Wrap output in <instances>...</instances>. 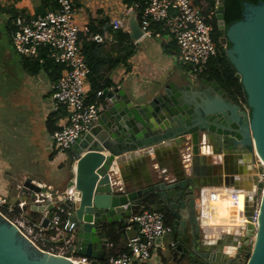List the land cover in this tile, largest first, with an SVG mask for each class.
<instances>
[{
	"label": "water",
	"instance_id": "95a60500",
	"mask_svg": "<svg viewBox=\"0 0 264 264\" xmlns=\"http://www.w3.org/2000/svg\"><path fill=\"white\" fill-rule=\"evenodd\" d=\"M223 12V0H216L219 30L224 29ZM125 17L129 38L138 40L143 31L137 10ZM228 41L231 46L224 53L247 94L250 111L232 100L217 81L206 78L192 83L181 76L180 84L166 79L141 92L118 85L103 90L99 118L65 153L70 179L65 187L71 186L74 178L80 193L69 216L74 242L68 249L75 256L86 257L91 264H104L110 229L115 225L124 227L142 207L151 205L169 217L173 243L169 250L186 255L188 264H264V183L258 180V171L249 194V199L254 194L261 195L259 226L251 253L242 254L252 234L250 223L244 235L221 234V247L200 252L197 195L216 179L205 178L201 170L206 167L202 146L216 143L229 149L240 148L250 160H264V1L244 3L242 18L229 25L225 36L219 38L222 46ZM192 85L202 89L203 101L190 91ZM169 142L189 151L188 169L180 176L162 172L144 182L129 183L109 175L115 157L125 153L136 156L135 151L143 149L156 152ZM122 161L116 160L118 168ZM206 174L212 176L213 171ZM218 175V180L227 185L234 180L233 172L228 170ZM21 188L31 203L28 209L39 213L42 226H46L48 212L55 204L46 198L39 202L38 196L44 198L53 190L33 177H26ZM62 197L61 193L57 195L59 200ZM244 214L248 221L252 220L251 210L246 208ZM238 242L243 243L239 246ZM62 243L63 239L50 242ZM228 247L234 248L233 254L226 252ZM0 264L80 263L37 248L14 225L0 218Z\"/></svg>",
	"mask_w": 264,
	"mask_h": 264
},
{
	"label": "crops",
	"instance_id": "0c3cea01",
	"mask_svg": "<svg viewBox=\"0 0 264 264\" xmlns=\"http://www.w3.org/2000/svg\"><path fill=\"white\" fill-rule=\"evenodd\" d=\"M73 2L78 25H88L90 30L94 29L91 33H111L113 38L111 42L97 43L100 50L94 55L98 56L96 60L99 68L89 78L90 93L93 91L92 80L96 81V85L111 80L112 86L141 92L166 79L180 84L178 79L181 76H186L192 83L204 78L199 76L192 79L189 76L188 66L177 59L174 40L160 27L157 35L141 36L136 41L119 32H111L110 18L129 6L123 0ZM50 7V0H0V195L13 201H24L27 208L24 215L34 220H39L41 215L28 209L31 203L22 192L23 180L33 177L50 190L58 192L65 188L69 180L65 154L52 150L49 141L48 120H53V126L57 128L64 112L54 118L51 93L56 80L50 75L55 74L53 69L47 67L48 60H51L47 50L43 49L29 62L24 60L13 49L12 32L21 21ZM80 45L82 48L81 40ZM190 91L203 101L201 88L192 85ZM163 144L156 152L143 149L135 151L136 156L125 153L115 157L108 169L109 175L129 183L144 182L148 177L162 172H167L171 177L180 176L188 169L186 155L189 151L179 149L175 143ZM202 151L206 154V167L201 168L205 172L204 177L216 179L202 187L204 196L196 200L198 222L203 210L210 214L205 218L209 217L211 225L225 226L224 229L211 230L199 223L200 245L209 246L218 234L244 235L246 225H242V218V223L234 224L232 229L231 223L221 225L217 216H210L218 205H221V213L226 211L240 217L246 208L251 210L252 199H249V194L254 189L253 178L259 168L257 157L250 160L240 148L229 149L214 143L202 146ZM119 158L123 161L118 168L116 160ZM208 170L213 171L212 176H207ZM226 170L233 172L234 180L232 183L229 181V185L218 180V176H221L218 174L224 175ZM128 226L130 222L124 227L115 225L111 228L120 234L119 244H123L133 234V229ZM226 226L231 229L226 230ZM170 241L171 234L168 233L162 239L163 246L158 247L146 264H181L170 257ZM165 260L167 262L164 263Z\"/></svg>",
	"mask_w": 264,
	"mask_h": 264
},
{
	"label": "built area",
	"instance_id": "2783aa9c",
	"mask_svg": "<svg viewBox=\"0 0 264 264\" xmlns=\"http://www.w3.org/2000/svg\"><path fill=\"white\" fill-rule=\"evenodd\" d=\"M216 2V1H215ZM52 7L36 16L25 19L16 25L12 32V46L22 58L35 59L43 50L55 64L60 65L59 77L52 85V106L54 112L63 110L61 124L49 133L52 150L65 154L71 145L83 136L99 118L102 110V90H98L94 98L88 101L89 76L91 69L86 61L80 45V33L89 34V40L95 43L111 42L112 34L91 33L88 25H78L75 19V5L73 0H50ZM137 5H129L123 12L116 13L110 18V31L128 34L126 15L131 13ZM215 16V8L203 14L191 7L189 0H147L137 17L142 36L152 37L158 34V27L165 30L174 40L177 49V59L189 68L192 79L204 74L208 61L217 53L212 40V25L210 20ZM189 157V154L186 155ZM258 180L264 183V165L257 160ZM70 180V179H69ZM72 185L61 191H52L43 199L54 201V208L48 212V223L42 226L41 218L34 220L24 215L26 204L22 200L13 201L0 195V218L16 227L18 232L29 242L41 250L61 255L71 262L91 264L86 257L75 256L68 249L74 242L73 223L69 216L72 208L80 198ZM62 199H57L58 194ZM204 191L200 190L197 199L203 198ZM203 201V199L201 200ZM261 195L254 194L252 198L251 217L248 221L242 214V225L250 223L252 234L247 238L244 256L251 253L259 226V204ZM27 209V208H26ZM207 212L201 210L199 220L203 226L212 229H224L225 226L211 225ZM133 234L128 236L117 254L109 250V241L104 264H146L158 247L163 246L162 239L171 232V227L165 224V216L161 210L148 205L142 207L130 219ZM229 226V225H228ZM226 226V230L231 228ZM234 226L232 225V229ZM244 231L246 232V226ZM244 232V234H245ZM63 239L62 244H50ZM243 242H239L240 246ZM170 241L168 246H172ZM49 246V249L46 247ZM247 259V258H246Z\"/></svg>",
	"mask_w": 264,
	"mask_h": 264
},
{
	"label": "trees",
	"instance_id": "16d2710c",
	"mask_svg": "<svg viewBox=\"0 0 264 264\" xmlns=\"http://www.w3.org/2000/svg\"><path fill=\"white\" fill-rule=\"evenodd\" d=\"M216 0H189L191 7L200 10L203 14L209 13L212 9L215 8ZM264 0H223L224 12H223V20H224V29L219 30L217 28L215 16L210 20L212 25V40L216 46L217 53L214 57H212L207 64V69L201 77L215 80L217 81L228 93V96L232 98L237 103H241L246 105V107L251 110L250 107L247 106L246 97L247 94L243 89L240 81L235 78V68L229 61L228 57L224 53V49L229 48L231 43L228 41L225 46H222L219 43V38L225 35V30L229 25L233 22L238 21L243 16L244 11V3L257 4ZM127 5H137V17L139 16L142 8L144 7L147 0H123ZM52 7V5H51ZM92 32L94 29H91ZM90 30V32H91ZM121 34V33H120ZM128 38V34H123ZM80 40L82 41V52L86 58V61L91 69V73L89 78L91 79L99 68L98 56H95V52H99L100 46L95 42H90L89 34L80 33ZM98 54V53H97ZM95 56V57H94ZM26 61H31V59L24 58ZM48 60V59H47ZM27 64V62H26ZM47 67L53 69V73H50L53 80H56L59 77L61 67L58 64H55L52 60H48ZM47 69V68H46ZM91 82V80H90ZM96 82V81H95ZM94 80H92L91 87L93 88L92 93L89 92L88 101H91L94 98L95 93L98 90H104L107 87L112 86L111 80H105L103 84L96 85ZM63 110L54 112V118L62 113ZM49 131L52 132L56 129L53 126V120H48ZM156 208V207H155ZM158 209V208H156ZM160 210V209H158ZM162 211V210H161ZM164 213V211H162ZM165 216V224L169 225L170 220L169 217L164 213ZM120 234L115 233V230L111 229L109 232V241L112 243V248L109 250L112 254H117L118 251L122 250V244H119Z\"/></svg>",
	"mask_w": 264,
	"mask_h": 264
},
{
	"label": "bare ground",
	"instance_id": "6f19581e",
	"mask_svg": "<svg viewBox=\"0 0 264 264\" xmlns=\"http://www.w3.org/2000/svg\"><path fill=\"white\" fill-rule=\"evenodd\" d=\"M257 159L264 165V160L261 157H257ZM221 207V205H218L216 208H214L213 213H211V216H217L218 217V221L219 224L224 225L227 223H231L232 225L234 224H239L242 223L241 222V218L240 216L234 215V213H229V212H220L219 208ZM243 221V220H242ZM212 225H217V224H212ZM233 247H228L226 248V252H228V254H233L234 251L232 250Z\"/></svg>",
	"mask_w": 264,
	"mask_h": 264
},
{
	"label": "flooded vegetation",
	"instance_id": "af4514ba",
	"mask_svg": "<svg viewBox=\"0 0 264 264\" xmlns=\"http://www.w3.org/2000/svg\"><path fill=\"white\" fill-rule=\"evenodd\" d=\"M220 240H222V237L219 234L216 235V237L212 241V244H210L209 246H201L200 245V252H206V251H212V250L214 251V250H216L219 246L221 247V244H220L221 241ZM242 254H244V249H243ZM170 257L171 258H174V260L176 262H179V263L181 262V264H188L189 263L188 257H186V255L182 256L178 252H170ZM193 264H201V263L200 262H194Z\"/></svg>",
	"mask_w": 264,
	"mask_h": 264
},
{
	"label": "rangeland",
	"instance_id": "374dc122",
	"mask_svg": "<svg viewBox=\"0 0 264 264\" xmlns=\"http://www.w3.org/2000/svg\"><path fill=\"white\" fill-rule=\"evenodd\" d=\"M243 105H244V104H243ZM244 107L247 108L246 105H244ZM259 169H260V168H259ZM258 173H261V170H259ZM46 249H49V246H47ZM165 262H167V260H165L164 263H165Z\"/></svg>",
	"mask_w": 264,
	"mask_h": 264
}]
</instances>
